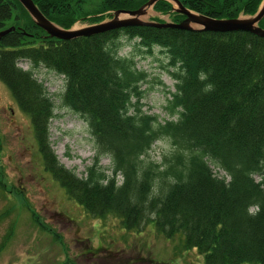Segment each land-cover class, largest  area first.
I'll return each instance as SVG.
<instances>
[{
  "label": "trees",
  "instance_id": "obj_1",
  "mask_svg": "<svg viewBox=\"0 0 264 264\" xmlns=\"http://www.w3.org/2000/svg\"><path fill=\"white\" fill-rule=\"evenodd\" d=\"M32 1L68 30L79 20L98 24L147 0H103L91 13L81 9L85 0ZM261 2L218 0L214 14L252 16ZM169 8L163 1L153 6ZM12 26L0 39V81L30 117L45 171L69 198L93 217L116 216L125 230L153 222L167 239L181 235L185 249L196 250L204 264H264L263 38L138 26L62 41L35 26L17 0H0V31ZM258 26L264 29V18ZM122 39L132 46L125 56L118 54ZM155 49L176 81L166 109L177 119L163 123L138 107L147 74L135 58ZM20 62L64 77L63 104L85 119L96 148L85 177L58 161L49 142L53 102ZM163 138L171 151L156 163L149 151ZM103 156L108 167L99 165ZM210 162L225 176L217 177Z\"/></svg>",
  "mask_w": 264,
  "mask_h": 264
},
{
  "label": "rangeland",
  "instance_id": "obj_2",
  "mask_svg": "<svg viewBox=\"0 0 264 264\" xmlns=\"http://www.w3.org/2000/svg\"><path fill=\"white\" fill-rule=\"evenodd\" d=\"M102 1L85 0L81 9L91 13L100 7ZM240 17L248 16L240 14ZM109 19L106 17L104 21ZM142 19L150 21L155 18L148 11ZM91 25L94 24L79 20L72 27L79 29ZM194 28L199 27L194 25ZM121 44L120 56L132 51L131 44L125 39ZM135 62L136 68L147 74L140 86L139 109L156 116L160 123L176 120L177 114L166 109L176 84L169 73L166 56L155 49L151 56L138 55ZM18 66L33 72L53 102L49 142L58 161L79 178L85 177L96 148L85 119L63 104L64 77L43 65L34 67L29 62H20ZM170 151V141L163 138L154 142L149 156L152 161L161 163ZM209 164L217 177L225 176L223 171L211 162ZM99 165L108 167L110 160L103 156ZM255 178L259 180L258 176ZM28 208L37 214L38 221L46 226V230L33 222ZM0 264L204 262L196 250L185 249L181 235L167 239L156 231L153 222H147L138 230H125L116 216L93 217L69 198L45 171L30 117L18 108L0 81Z\"/></svg>",
  "mask_w": 264,
  "mask_h": 264
},
{
  "label": "water",
  "instance_id": "obj_3",
  "mask_svg": "<svg viewBox=\"0 0 264 264\" xmlns=\"http://www.w3.org/2000/svg\"><path fill=\"white\" fill-rule=\"evenodd\" d=\"M30 16L35 26L43 30L50 38L62 41H70L79 37H90L97 34L107 33L128 27H155V28H171L184 31H207L215 33H227L235 31H244L254 34L264 39V29L258 26V23L264 18V0H262L259 8L254 15L246 18L233 19H210L202 15H197L184 7L177 0H166L176 6L173 11L182 13L186 18L178 23L145 21L141 17L148 14L153 6L162 0H148L136 10H116L112 13L107 21L100 22L84 28L62 29L49 21L35 6L32 0H17ZM197 25L199 28H193ZM15 27H10L0 31V39Z\"/></svg>",
  "mask_w": 264,
  "mask_h": 264
},
{
  "label": "flooded vegetation",
  "instance_id": "obj_4",
  "mask_svg": "<svg viewBox=\"0 0 264 264\" xmlns=\"http://www.w3.org/2000/svg\"><path fill=\"white\" fill-rule=\"evenodd\" d=\"M169 5V10L167 11H154L152 9L153 17L159 18L162 21L178 23L183 21L186 17L179 12L173 11L176 6L172 5L170 2L166 0H162ZM182 7L185 9L197 14L202 15L210 19H233V18H225V17H216L214 14V2L218 0H177ZM220 1V0H219ZM240 17V14L238 15ZM236 17V18H238ZM167 19V20H166Z\"/></svg>",
  "mask_w": 264,
  "mask_h": 264
},
{
  "label": "bare ground",
  "instance_id": "obj_5",
  "mask_svg": "<svg viewBox=\"0 0 264 264\" xmlns=\"http://www.w3.org/2000/svg\"><path fill=\"white\" fill-rule=\"evenodd\" d=\"M146 15L142 16L141 18L145 17ZM197 26V25H196ZM192 27L194 28V25H192ZM199 27V26H198Z\"/></svg>",
  "mask_w": 264,
  "mask_h": 264
},
{
  "label": "clouds",
  "instance_id": "obj_6",
  "mask_svg": "<svg viewBox=\"0 0 264 264\" xmlns=\"http://www.w3.org/2000/svg\"><path fill=\"white\" fill-rule=\"evenodd\" d=\"M208 87L211 88V85H209Z\"/></svg>",
  "mask_w": 264,
  "mask_h": 264
}]
</instances>
